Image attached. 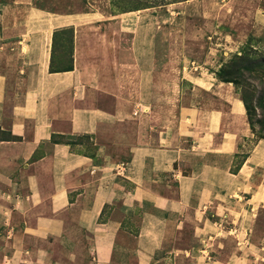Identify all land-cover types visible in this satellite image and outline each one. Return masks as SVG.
<instances>
[{"label":"crops","instance_id":"0c3cea01","mask_svg":"<svg viewBox=\"0 0 264 264\" xmlns=\"http://www.w3.org/2000/svg\"><path fill=\"white\" fill-rule=\"evenodd\" d=\"M36 1L0 0V264H264V140L231 172L244 105L160 100L152 11ZM250 18L264 29V7ZM200 72L181 80L232 88ZM185 231L195 245L169 250Z\"/></svg>","mask_w":264,"mask_h":264},{"label":"rangeland","instance_id":"374dc122","mask_svg":"<svg viewBox=\"0 0 264 264\" xmlns=\"http://www.w3.org/2000/svg\"><path fill=\"white\" fill-rule=\"evenodd\" d=\"M181 1L37 0L36 4L61 13L85 11L92 8L91 5L114 14L152 11V19L159 25L160 67L168 65L174 73L169 79L166 76L161 78L168 83V91H160L164 94L160 100L182 99L186 104L204 103L216 109L223 107L227 114L230 111H227L228 104L224 99L234 98L244 105L245 126L254 136L242 142L232 164L231 172L237 174L256 142L261 137L264 140V29L256 27L250 18L254 8L264 7V0H219V3L216 0ZM65 37L69 38V34L66 33ZM64 47L60 67L68 65V45L65 43ZM223 67L235 76V84H231L230 89L222 86L216 92H205L181 80L183 72L195 74L211 70L215 71L214 77L221 82L217 72ZM160 110L165 112L164 109ZM233 123L224 124L223 132L235 129ZM263 176L261 174L256 181L262 180ZM257 216L256 224L264 232V208ZM192 238L188 231L183 236L176 233L169 237L166 246L172 250L178 246L195 245ZM172 260V256H169L161 264H173ZM129 262L135 264L133 259Z\"/></svg>","mask_w":264,"mask_h":264},{"label":"trees","instance_id":"16d2710c","mask_svg":"<svg viewBox=\"0 0 264 264\" xmlns=\"http://www.w3.org/2000/svg\"><path fill=\"white\" fill-rule=\"evenodd\" d=\"M185 1H187V0H182L181 2H185ZM172 3H176V2H172ZM227 70L228 69H224V67H223L217 72V75H218L220 81L223 83L235 84V76L232 75V73L227 71Z\"/></svg>","mask_w":264,"mask_h":264},{"label":"bare ground","instance_id":"6f19581e","mask_svg":"<svg viewBox=\"0 0 264 264\" xmlns=\"http://www.w3.org/2000/svg\"><path fill=\"white\" fill-rule=\"evenodd\" d=\"M199 82V81H198Z\"/></svg>","mask_w":264,"mask_h":264}]
</instances>
